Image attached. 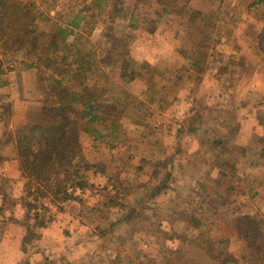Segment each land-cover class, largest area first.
<instances>
[{
	"label": "rangeland",
	"instance_id": "1",
	"mask_svg": "<svg viewBox=\"0 0 264 264\" xmlns=\"http://www.w3.org/2000/svg\"><path fill=\"white\" fill-rule=\"evenodd\" d=\"M22 2L48 12V0ZM122 2L112 20L100 15L94 0H50L51 21L70 30L73 23L80 25L69 43L104 49L110 56L88 84L102 90L104 98L123 88L127 116L117 139L80 136L84 161L101 172L88 173L86 189L69 190L74 198L79 192L73 213L78 217L63 233L78 231L81 240L74 237L66 253L40 258L36 235L15 264H264V248L258 253L248 246L249 236L264 244V46L259 45L264 0H177L179 12L164 14L156 24L164 7L159 0ZM132 16L140 20L138 28H128ZM38 26L52 27L47 22ZM106 34L130 40L131 56L143 66L137 67V81L125 86L121 80L120 48L108 49ZM65 54L57 52L60 60ZM195 59L199 65L194 68ZM0 61L7 83L0 89V105H12L10 120L0 126L4 160L14 146L4 142L40 111L49 78L69 80L42 64L26 67L36 61L23 53L0 50ZM15 106L24 110L14 114ZM192 128L196 132H189ZM167 171L169 189L148 199L144 187L153 190ZM23 188L24 206L36 204L43 214V203L50 217L62 211L64 203L50 204L49 196L37 195L27 180ZM132 207L139 217L119 223ZM35 212L30 211L28 225L35 223ZM10 253L1 252L0 264H7L3 260H10Z\"/></svg>",
	"mask_w": 264,
	"mask_h": 264
},
{
	"label": "trees",
	"instance_id": "2",
	"mask_svg": "<svg viewBox=\"0 0 264 264\" xmlns=\"http://www.w3.org/2000/svg\"><path fill=\"white\" fill-rule=\"evenodd\" d=\"M22 1L0 0V50L2 54L23 53L25 58L36 61L35 64H29L26 67L37 68L39 64H42L47 71L55 69L54 74L68 76L70 85L65 84L58 77H50L48 96L40 111L33 120L27 121L17 128L4 144L13 143L22 176L38 189L37 195L40 191L42 195L49 196L50 204L60 205L74 199L69 192L70 189H86L88 187V173L92 171L94 174L101 173L96 170V165L84 161L80 136L85 133L96 136V139L110 136L117 139L119 137L118 133L122 129L121 120L127 116L123 96L124 89L116 87L115 95L104 98L102 90L95 86L91 87L88 84L89 76L96 75L100 68L106 64V61L111 60L108 53H105L104 49L99 51L96 47H85L84 43H69V37L75 35L80 25L73 23V28L70 30L69 26L64 28L55 21H51L47 16L50 11L48 5L52 7V4H49L50 0L46 4L48 12H39L35 3H23ZM159 2L164 7L154 20L155 24L163 19L164 14L179 12L177 0H159ZM93 5L99 9L100 15L104 12L114 20L115 16L121 13L125 4L122 0H94ZM180 9L181 14L186 16L185 9ZM40 22H47L52 27L49 30H42L38 26ZM130 22L129 29L140 26V20L134 19L133 16ZM129 41L127 37L119 38L114 34L105 35V44L108 49L111 46L115 49L120 48V78L125 82V86L140 78L137 67H143L131 56ZM259 45L264 46V32L260 36ZM202 47L206 48L204 44ZM60 49L66 52L61 60V56H57ZM262 50L264 49L262 48ZM196 53L202 57V52L197 51ZM68 59L71 65L68 67L59 65L68 62ZM198 65V61L195 59L193 67ZM3 75L4 70L0 61V89L6 86L1 78ZM0 109L2 110L0 122L6 124L11 117L12 105L6 103V105H0ZM100 127L104 129L103 133L100 132ZM189 132H196V129L192 128ZM2 161L0 150V163ZM156 165L161 166L162 164L158 162ZM164 165L167 166L166 163ZM142 170L143 168H138V171ZM156 176L157 172L153 177ZM170 178L171 172L167 171L153 190H149L147 186L144 187L148 193L150 192L148 199H155L168 190L167 181ZM123 185L124 182H121L120 188L125 191L126 188ZM131 187L132 185H129L128 189ZM35 202H39L37 196ZM25 207L28 212L23 221L25 226H28L30 211H36L33 215L35 224L32 228L28 226L22 248L24 254H27L28 246L38 235L34 229L44 228L47 223L53 220L46 216L45 213L48 210L43 203L40 205L41 209L45 211L43 214L38 213L39 206L36 204L29 203ZM178 215L183 217V214ZM138 217V209L132 207L126 212L124 211L118 222L125 224ZM248 246L250 249H256L258 253L264 248L262 243L255 244V238L251 236L248 238ZM248 257L247 255L244 259ZM232 263L236 264L237 261L232 260Z\"/></svg>",
	"mask_w": 264,
	"mask_h": 264
},
{
	"label": "crops",
	"instance_id": "3",
	"mask_svg": "<svg viewBox=\"0 0 264 264\" xmlns=\"http://www.w3.org/2000/svg\"><path fill=\"white\" fill-rule=\"evenodd\" d=\"M13 109L14 114L17 111L24 110L17 106ZM1 124L4 123L0 122V126H2ZM11 154V156L4 157V160L0 163V254L3 250L11 252L9 255L10 260L7 262L3 260V263L7 264H15L17 260L22 258L21 254L25 256L22 248L26 231L28 226L32 228L35 224L30 222L28 226H25L23 223L25 215L28 213L26 207L24 206V201L26 199L23 196L25 189L23 187L26 185V180L22 176L14 146ZM78 195L79 192L75 193L76 198L64 203L62 206L63 210L56 216H52L51 218L53 221L47 223L44 228L34 229L38 234V248H36V256L40 258L45 256L51 259V257L55 254L59 255L60 252H68L70 249H67L69 247L67 245H70L71 241L74 242V237L81 240V236H77L78 231L63 233V229H65L66 226L71 225V222L74 223L76 216L78 217V215L73 214L76 213L75 210L78 206ZM38 213L41 212L38 211ZM12 242L14 243L12 244V247L6 249V246L11 245ZM75 243L79 244L78 241H75ZM15 258H17V260Z\"/></svg>",
	"mask_w": 264,
	"mask_h": 264
}]
</instances>
